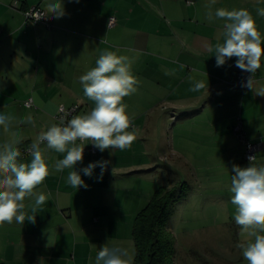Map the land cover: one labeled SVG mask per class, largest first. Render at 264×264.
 Wrapping results in <instances>:
<instances>
[{
	"label": "crops",
	"instance_id": "crops-1",
	"mask_svg": "<svg viewBox=\"0 0 264 264\" xmlns=\"http://www.w3.org/2000/svg\"><path fill=\"white\" fill-rule=\"evenodd\" d=\"M51 2L0 0V112L17 120L31 114L35 121V126L13 124L11 131L23 137L20 149L29 147L54 124L59 106L76 105L78 115L95 106L84 96L79 78L96 66L104 51L133 61L137 91L123 102L138 135L131 148L123 151L95 148L92 154L91 143L85 142L83 162L75 170L99 160L110 161L102 180L99 167L91 178L80 172L86 188L68 184L73 169H54L64 153L41 145L50 174L34 192L44 193L46 201L33 213L35 197H26L24 211L35 216V222L26 216L24 224H0V264H95L106 243L126 249L134 259V218L141 211L139 205L144 202L146 206L156 189L150 172L156 162L186 153L182 135L170 138L171 127L187 126L195 129L185 130L191 138L223 144L230 159L239 160L243 167V147L232 127L244 116L248 140L262 145L256 165H264V96L257 95L264 89V57L252 74V90L242 91L234 85L239 70L236 58L217 67L214 56L215 44L223 42L224 24L215 18V10L247 9L264 38V17L257 14L264 0H61L65 15L60 19L48 16L50 28L25 24L26 11L41 7L47 12ZM209 11L212 21L207 19ZM111 17L115 25L108 29ZM197 81H204L205 88L191 91ZM29 100L33 106L26 108ZM227 135L235 141H226ZM9 136L0 128V144ZM31 159L21 157L20 161L30 163ZM144 167H150V180L142 189L138 188L139 175L135 180L129 176Z\"/></svg>",
	"mask_w": 264,
	"mask_h": 264
},
{
	"label": "clouds",
	"instance_id": "clouds-1",
	"mask_svg": "<svg viewBox=\"0 0 264 264\" xmlns=\"http://www.w3.org/2000/svg\"><path fill=\"white\" fill-rule=\"evenodd\" d=\"M257 14L264 17V8L257 9ZM27 15L35 21L48 16L60 19L65 15L64 5L61 0H54L47 5V12L33 10ZM214 15L216 19L224 21L223 42H217L214 46L217 67L235 57V66L251 73L242 86L252 90V74L260 69L261 59L264 57V38L257 29L255 19L243 8H218ZM207 19L212 21L211 11L208 12ZM112 24L111 17L108 29ZM208 50L213 49L209 47ZM132 62L128 56L117 55L114 51L102 52L96 60V66L79 78L84 96L93 101L95 106L89 112L74 115L71 119H67L68 113H65L58 124H51L46 131H41L28 147L32 157L30 163L20 161L22 152L19 145L23 137L11 129L14 123L35 126L32 115L17 120L10 113L0 112V128L6 135L10 134L0 144V224H12L13 221L25 223L26 197H35L33 213L45 203V194L34 192L50 174L42 144L46 143L48 149L65 154L53 167L57 172L73 169L67 177L68 184L73 188H86L80 172L91 178L97 167L101 170L98 179L102 180L110 163L99 160L79 171L75 170L76 165L83 162L86 141H91L100 152L131 148L138 130L132 127L134 118L128 114V106L123 100L137 91L138 80L131 71ZM205 86L204 81H197L190 90L200 91ZM257 95L264 96V89H260ZM61 111L63 112V108ZM248 159L247 167L235 164L232 166L231 203L236 206L235 223L240 226L244 237L237 247L242 250L247 264H264V165L257 166L254 163L255 155ZM27 219L35 222V216H27ZM95 264H133V257L126 249L115 245L109 247L106 243L100 247Z\"/></svg>",
	"mask_w": 264,
	"mask_h": 264
},
{
	"label": "rangeland",
	"instance_id": "rangeland-1",
	"mask_svg": "<svg viewBox=\"0 0 264 264\" xmlns=\"http://www.w3.org/2000/svg\"><path fill=\"white\" fill-rule=\"evenodd\" d=\"M178 129L171 127L169 135L172 140L179 138V134L184 137L186 153L172 154L166 161L156 162L149 177L156 188L152 189L149 202L159 188L163 189L162 194L175 196L167 227L174 237L173 264H247L237 247L244 237L235 223L236 206L231 203L233 193L229 190L232 166L240 164L239 160L230 159L223 144L206 143L185 133L195 129L187 126ZM231 139L235 138L230 135L225 138ZM149 168L137 169L139 173L129 179L135 180L139 175L138 188L144 189L142 185L150 180ZM144 207L142 202L139 209Z\"/></svg>",
	"mask_w": 264,
	"mask_h": 264
},
{
	"label": "trees",
	"instance_id": "trees-1",
	"mask_svg": "<svg viewBox=\"0 0 264 264\" xmlns=\"http://www.w3.org/2000/svg\"><path fill=\"white\" fill-rule=\"evenodd\" d=\"M159 189L134 219L133 264H173L174 237L167 227L175 196L171 193L162 194L163 189Z\"/></svg>",
	"mask_w": 264,
	"mask_h": 264
},
{
	"label": "built area",
	"instance_id": "built-area-1",
	"mask_svg": "<svg viewBox=\"0 0 264 264\" xmlns=\"http://www.w3.org/2000/svg\"><path fill=\"white\" fill-rule=\"evenodd\" d=\"M33 10H38L40 12H45L41 7H33L31 9H29L28 11H26L24 13V18H25V24L26 25H35V24H43L45 25L47 28H50V22L48 17L40 19L39 21H35L31 16H28L27 14L32 12ZM115 25V19L113 18V24L110 28H112ZM251 76V73L242 71L241 69H239L236 73V77H235V81H234V85L235 87L239 88L242 91H246L249 90V88L247 87H243L242 83H245L247 78H249ZM252 87L254 84V77L252 75ZM33 106L32 100H29L28 102L25 103V107L26 108H31ZM61 108H63V112L61 111ZM78 110L79 107L74 105L71 106L69 108L61 105L58 107V110L56 112V114L54 115L53 119H54V123L58 124L61 117H63L65 115V113H68L67 119H71L72 116L74 115H78ZM232 132L233 134L236 136V138L238 139V141L241 143L242 147H243V167H247L249 165V156L255 155V161L254 163L256 164V156L257 153H259L262 149V145L260 143H254L251 142L250 140H248L246 133L244 131L243 128V122L241 117H239L236 121V123L233 125L232 127ZM91 143V141H89ZM77 143H79V141H77ZM42 145H46L42 144ZM21 152H22V156L23 158L25 157H29L31 156L30 153L28 152V147H22L21 148ZM90 152L92 154L96 153L95 147L91 144V148H90Z\"/></svg>",
	"mask_w": 264,
	"mask_h": 264
}]
</instances>
